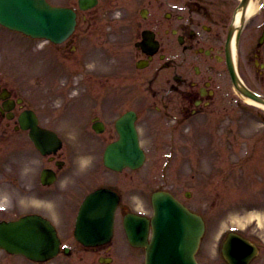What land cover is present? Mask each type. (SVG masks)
I'll return each mask as SVG.
<instances>
[{
	"label": "rangeland",
	"instance_id": "rangeland-1",
	"mask_svg": "<svg viewBox=\"0 0 264 264\" xmlns=\"http://www.w3.org/2000/svg\"><path fill=\"white\" fill-rule=\"evenodd\" d=\"M253 1L258 4V10L245 25L241 39L246 49L253 47L264 30V0ZM52 2L66 6L75 4L76 0ZM237 2L238 0H228L230 12ZM100 24V19H97L94 30H99ZM79 32L76 33V41L79 40ZM97 38V34L90 35L86 40L88 49L75 51L72 55L68 51L61 54L54 45L28 41L20 35L0 31L1 54L7 63L6 69H9L4 71L5 77L10 78L11 85L22 90L21 93L39 114L43 124L58 131L65 141V172L71 170L74 177L87 174L91 181L113 186L121 192L122 203L130 210L137 208L139 200L136 197L149 208V197L157 190L168 191L180 199L191 210L201 214L206 223V232L197 255L198 264H226L221 258L220 248L230 231L259 247V255L251 264H264V221L259 226L256 220L252 221L250 218L252 214H261L262 219L264 218V121L259 117H264V111L240 101L239 105L229 107L224 114L215 113L217 117L203 120L205 117L198 115L189 119L179 115L172 103L166 109L169 112L165 114L164 105L170 100L173 102L172 96L162 97L165 92L162 90L161 97L153 98L147 93L149 90L145 82H142V86L138 84L137 75H129L134 88L130 82H119L115 75V92H118V98L124 97L121 100L117 98L113 104L115 107L121 106L117 115L130 106L129 100H133L132 105L136 108L139 106H136L135 101L147 97L148 108L141 112L139 118L140 140L147 159L146 165L136 172L125 170L122 173H110L103 168L101 160L103 147L110 140L100 143L99 138L94 145L83 142L84 123L87 122L84 119L89 120L99 113L92 105L105 90L100 91L99 87L92 85L83 91L82 85L79 92L73 94L70 87L66 86L67 79L75 81L77 74L83 72L81 56L85 60L82 64L87 60L99 59L98 53L107 58ZM102 39L104 37L100 41ZM111 46L113 44L109 45ZM97 47L99 50L95 51ZM243 48L244 45L239 53V74L248 88L264 98V80L245 61L244 54L247 51ZM107 59L108 62H101L99 71L107 68L116 72L122 70L120 67L124 68L120 54L110 55ZM11 69H15V73ZM30 87L35 90L30 92ZM150 88L156 90L157 84L151 83ZM35 93L37 99L31 101V95ZM83 97L86 98L84 103L81 101ZM108 99H111L109 94H105L103 101ZM144 104L146 103L142 102L138 110L144 109ZM155 108L160 113H154ZM113 116L112 113L106 117L102 114V119L109 125ZM179 119L180 122L177 123ZM22 139L10 138L9 141L14 143L21 140L27 145ZM10 142L5 146L9 147ZM88 155L92 164L87 165L88 162L84 163L83 157ZM1 170L6 169H0V176L5 174ZM18 171L20 172L19 169ZM27 175L29 180L31 174ZM128 176L131 178L130 182ZM15 178V175H8L6 172L0 178V188L9 193V206L19 208V200L29 199L31 193L26 189L16 193L15 188L19 186V182L16 186L2 183ZM82 186L80 184L79 188L85 190L86 187ZM93 187H87V190ZM6 215L9 218L14 216L9 211ZM122 246L124 247L123 244ZM60 259L54 260L52 264H71L65 257ZM114 259L116 264H136L127 251L119 253V257ZM138 259L136 257L139 264ZM71 260L72 264H79L77 258ZM20 263L22 262L13 264ZM0 264L10 263L1 260Z\"/></svg>",
	"mask_w": 264,
	"mask_h": 264
},
{
	"label": "flooded vegetation",
	"instance_id": "flooded-vegetation-1",
	"mask_svg": "<svg viewBox=\"0 0 264 264\" xmlns=\"http://www.w3.org/2000/svg\"><path fill=\"white\" fill-rule=\"evenodd\" d=\"M111 1L119 0H105L101 7H110ZM166 4L171 8L166 10ZM101 7L80 14L82 31L94 29ZM229 10L226 0H183L182 3L181 0L175 3L137 0L132 11L124 10L130 27L123 31L130 34L133 29L130 38L133 47L140 42L141 32L145 29L154 33L159 50L147 62L145 77L156 82L160 90L172 94L180 115L224 113L229 108L230 80L223 50L230 23ZM136 50L141 59L147 58L141 50ZM1 65L0 58V163L10 138L20 136L17 118L28 104L21 100L22 90L11 85L10 78L6 79ZM159 89L154 91V96L161 93ZM106 135L110 137L111 133L107 131ZM98 253L99 258L110 252L97 249L95 254Z\"/></svg>",
	"mask_w": 264,
	"mask_h": 264
},
{
	"label": "water",
	"instance_id": "water-1",
	"mask_svg": "<svg viewBox=\"0 0 264 264\" xmlns=\"http://www.w3.org/2000/svg\"><path fill=\"white\" fill-rule=\"evenodd\" d=\"M0 24L31 37L46 38L57 43L63 41L70 34L73 27V15L65 9L50 7L44 0H0ZM241 92L247 97L260 101L245 89H241ZM34 130L36 131V128ZM126 130L122 141L108 148L106 153L107 166L115 167L119 162L115 163L114 157L121 154H124V158L127 160L125 163L128 166L136 167L141 164L142 153L138 148L136 134L133 129ZM34 142L40 147L38 140L34 139ZM153 203L155 204V217L152 224L153 236L149 245L151 257L149 264H159L156 251L159 254H164V257L168 258L172 264H193V254L203 229L200 218L189 213L181 205H176L170 198L164 197L162 194L154 196ZM106 207L105 204H102L97 209L95 208V213H91L95 215L96 224L93 223L88 227V223L84 222L87 221L84 217L79 220L77 234L86 244H89L93 238L85 237L91 226L95 228L93 232L103 231L104 236L109 235L113 210L107 213ZM87 211L88 209L82 211L81 214H86ZM156 220L162 226H157ZM30 221V218H25L14 225L1 226L0 245L12 252H21L33 260H44L53 256L56 251L54 239L42 240L41 236L35 234L33 230L39 222L30 224ZM166 224L172 231L167 229ZM138 227L140 228L139 231L136 230ZM161 229H163L162 233L160 232ZM126 231L131 242L136 241V243L148 247L145 243L146 224L130 218L126 222ZM47 236H49L48 232ZM171 238L175 241L170 240ZM240 241L248 249V243L241 239ZM233 244H237V241L232 242V246L230 243L231 247L229 246L227 249L230 256H226L227 260L230 263L234 261L244 263L243 257L241 258L239 254H236L233 249Z\"/></svg>",
	"mask_w": 264,
	"mask_h": 264
},
{
	"label": "bare ground",
	"instance_id": "bare-ground-1",
	"mask_svg": "<svg viewBox=\"0 0 264 264\" xmlns=\"http://www.w3.org/2000/svg\"><path fill=\"white\" fill-rule=\"evenodd\" d=\"M258 10V4H256L255 2L251 1L249 2V5L245 11V13H242L241 11L237 12L236 16H235V21L234 23H239L240 19L242 17H245L248 19L249 16L254 15L255 12ZM246 103L254 105V106H260L259 104L255 103L254 99H247L245 98L244 100ZM250 218L252 219V221L256 220L257 224L259 226H262V221H264V218L262 219V215L261 214H252L250 216Z\"/></svg>",
	"mask_w": 264,
	"mask_h": 264
}]
</instances>
